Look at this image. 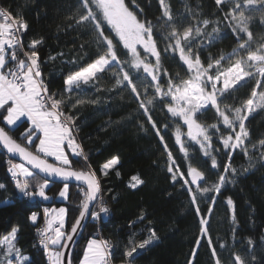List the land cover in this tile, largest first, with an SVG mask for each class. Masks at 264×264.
<instances>
[{"label": "trees", "instance_id": "1", "mask_svg": "<svg viewBox=\"0 0 264 264\" xmlns=\"http://www.w3.org/2000/svg\"><path fill=\"white\" fill-rule=\"evenodd\" d=\"M167 2L174 18L172 22H167V18L162 17L158 0H125L130 9L136 11L138 19L151 21L154 25V38L161 51V71L167 72L160 80L165 90L169 79L178 83L181 78L187 79L191 75L186 65L180 61L178 52L164 51L170 43L164 37L173 28L182 33L189 25H196L197 21L204 19L211 22L207 27L203 24L198 25L205 32L211 33L213 27L220 28L216 39L204 40L198 49L205 66L209 62V57L224 56L225 59L221 61L224 68L230 66L229 57L231 63L241 57L246 59V51L233 52V49L237 48L236 37L227 26L228 22L224 20V13L230 10L231 4L217 6L215 0H167ZM134 5H139L143 11L136 10ZM0 7L28 24L27 31L19 34L23 51L16 46L9 49L8 53L15 51L18 58L23 59L24 52L30 50L31 42L42 40L36 49L42 79L51 93L63 94L68 105L65 112L76 118L75 123L78 125L76 140L88 157L90 169L96 170L100 180L102 191L99 193V204L109 210L95 219L90 216L73 251L72 264H79L85 245L90 239L96 238L97 234L102 241H107L111 246L112 264H127L123 252L133 243H139L146 238L149 227L156 230L159 239L144 250L138 249L134 254L133 264H214L207 238H201L199 218L195 213V206L191 203V196L186 188L182 187L183 180L178 179L174 183L171 179L172 173L167 170L170 162L164 144L140 109L130 87L116 84L118 77L114 73H120V66L98 74V79L87 85L82 84L81 88L73 93L67 92L64 83L66 75L95 59L97 54H103L91 26L78 28L73 21V17H78L81 11L79 0H0ZM245 15L250 17L249 27L253 33L249 50L256 51L264 43V25L260 23L264 17V9L246 10ZM216 21L220 23L216 24ZM2 22L3 19L0 18V23ZM199 39L198 37L194 40L193 44L195 45ZM117 47L121 61L130 59V55L126 54L127 50L119 45ZM138 50L142 58L147 56L142 49ZM147 59L148 62L155 63L154 57L147 56ZM13 64V61H8L7 67ZM121 66L129 71L137 84L141 100L154 96L155 89L151 78L143 73L142 68L137 70L128 65ZM119 78H122V73ZM255 87L256 80L246 78V82L238 85L236 90L218 97L221 109L240 107L243 101L251 97V91ZM256 90L259 93L264 91V88ZM77 100H84V103L76 104L73 108L72 104ZM167 102L155 97L154 103L147 105L152 119L161 128L164 143L180 165L181 171L186 174L187 166L191 163L205 173V180L200 182V186L211 187L213 183L218 182V175L224 174L223 166L229 162L230 150H224L214 130L209 129L210 133H213V155L220 165L218 169L211 168L210 158L204 157L199 146L188 140L185 135H182V140L185 141L187 155L181 153L180 146L175 143V129L180 127L183 132L184 125L180 118H174L167 113L165 107ZM228 114L231 118L232 113ZM196 119L204 125L217 124L225 135L230 132L224 128L212 107L197 113ZM245 124L250 132V138L245 141L248 155L239 149L232 150L230 163L237 171L235 174L231 172L226 174L234 183L223 186L221 193L216 196L214 205H211V198L216 195L215 193H196L202 212H206L210 205L213 207L209 215V234L222 264H231L234 253H239L247 261H251L254 256L255 264H264V242L261 241V237H264V158H261L264 147L259 143L264 139V107H259L249 114ZM25 127H28L27 122L9 134L18 138ZM252 145H255V148ZM30 150L34 151L31 147ZM113 156L119 158V164L107 176H103L99 168ZM9 160L0 149V182L7 186L6 191H0V238L12 227H18L16 246L29 258L25 264H49L44 251L37 246L35 224L38 226L43 219V207L64 206L67 209L65 231L68 232L81 210L84 199L82 188L69 185L66 202L56 200L61 185L50 183L46 188L47 200L38 197L21 198L14 189V181L7 171L10 167ZM70 160L73 162L74 170H89L83 166L82 157ZM134 175L144 181L136 188L131 187L133 183L131 177ZM38 179L41 182L43 180L39 176ZM29 182L34 184L36 181L29 178ZM191 187L196 192L197 186ZM229 196L235 202V218L238 224L235 241L232 231L234 227L232 209L226 203ZM96 207L95 203L92 212H96ZM31 213L37 214L35 223L29 217ZM142 215L145 216L143 221L139 220ZM198 238H201L199 247L196 245ZM248 238L253 240V246L247 244ZM220 243H225L227 248L222 250L219 247ZM2 251L0 248V253ZM0 260H3L2 255Z\"/></svg>", "mask_w": 264, "mask_h": 264}, {"label": "snow or ice", "instance_id": "2", "mask_svg": "<svg viewBox=\"0 0 264 264\" xmlns=\"http://www.w3.org/2000/svg\"><path fill=\"white\" fill-rule=\"evenodd\" d=\"M161 7L162 17L167 18V22L173 21L170 4L167 0H158ZM215 4H231L232 7L224 13V20L228 22L227 26L231 28L237 41V48L233 49L234 53L238 50L246 51L247 57H241L234 63H231L229 57V67L221 66L220 58L209 57V62L205 66L200 58L199 47L204 40H214L217 38L220 28L213 27L211 33L205 32L199 24L207 27L209 20L197 21L196 25H189L182 33L175 28L168 33L167 44L164 51L178 52L180 61L187 67L188 73L191 75L187 79L181 78L178 83L169 79L167 89L165 90L160 80L162 75H167L166 70L162 73L161 51L158 49L157 41L154 38V25L151 21H141L138 19L136 11L131 10L125 3V0H79V9L81 10L78 17H73L76 26H91L93 32L96 33L97 43L103 49V54H97L84 66H80L77 70L71 71L66 75L64 81L67 86V92L73 93L81 88V85H87L91 81L98 79V74L111 70L116 66H120V73L117 75L116 84L130 87L134 98L138 101L140 109L155 129L156 135L160 138L167 152L168 161L170 162L168 172L172 173L171 179L175 183L178 179L183 180L182 187L186 188L191 196V203L195 206L199 231L201 238H207V245L211 249V256L214 264H222L213 240L209 234L210 220L209 215L213 211L211 205L215 204L216 196H218L222 188L227 183H234L226 174L236 173V169L232 167L230 161L232 152H228V163L223 166V173L218 175V182L212 184L211 187H201L200 182L205 180V173L191 163L187 166L185 174L180 169L173 158L172 152L164 143V136L161 134V128L157 126L152 119L150 110L147 105L154 103L155 97L160 100L168 101L165 105L167 113L172 117H178L182 120L183 125L187 126L186 136L188 140L195 142L203 153L204 157L210 158V166L212 169L220 167L218 160L213 155V133L209 129L214 130L220 144L224 150H241L248 155V147L245 141L250 138V132L246 127L245 121L248 114L255 110V107H264V91L257 92V88H264V43L256 51L249 50L250 42L253 40V33L250 30V17L245 15L246 10L264 9V0H215ZM135 9L142 12L139 5H134ZM222 10V9H221ZM0 18L4 22L0 23V145L6 150L7 154L18 156L25 163H13L9 160L10 167L7 171L10 173L14 181V189L20 194L21 198L31 199L40 197L48 199L46 188L49 185L48 178H60L65 181L59 196L67 198L69 193V184L67 181L74 179L83 182L86 189H81L84 199L81 204L79 215L75 218L71 225L70 232L64 231L65 217L67 209L60 207L53 210L54 215L48 218L49 210L45 209L46 223L45 227L38 229L41 239L40 244L43 246L48 256L50 264H63L64 253L60 248H67L69 241L82 229L87 221L89 204L97 200L98 194L101 193L100 180L97 177L96 170H91L88 163V157L81 149V145L76 140V132L78 125L75 123V117L65 112L68 105L65 103L63 94L51 93L42 79V70L37 46L42 40H33L29 45V51L24 52L27 58L19 59L17 53H11L13 66L7 67L6 47L14 48L21 43L20 33L27 31L28 24L26 21L12 16L4 9H0ZM159 22V18H158ZM219 24L220 21H216ZM260 23L264 25V17ZM107 30V31H106ZM200 38L194 45L193 41ZM246 37V38H245ZM121 46L127 50L126 54L130 55V59L121 61L118 56V47ZM83 47V46H82ZM143 53L147 56L155 58V63L148 62L147 56H141ZM251 62V63H249ZM121 65H128L132 69H141L143 73L151 78L155 92L152 98L146 100L140 99V92L137 84L133 81L129 71L125 70ZM214 74H211L213 73ZM260 77L261 79H257ZM246 78L255 79L256 87L251 91V97L242 102L240 107L234 109H221L218 103V96H224L230 91L236 90L237 86L242 82H246ZM143 79V77H138ZM222 84L221 87H217ZM210 85L211 90H208ZM170 98V99H169ZM254 98H258V103L254 106ZM84 100H77L76 104H83ZM95 103V101H93ZM211 106L215 109L218 117L221 119L224 128L230 132L225 135L221 132L219 126L215 123L212 125H204L196 119V114ZM232 113V117L228 113ZM244 113V114H242ZM27 122L28 127L19 134L18 138L10 135V131L21 127ZM238 126V130H237ZM7 129V130H6ZM167 129V125H165ZM181 128L175 129V143L180 146V152L187 155L185 141L182 140ZM20 141L26 142L22 143ZM38 141V143H37ZM260 146L264 147V139L259 141ZM33 150H30V147ZM255 148V145H252ZM66 149H70L71 153L77 157H82L84 167L89 168L88 171L73 170V162L69 159ZM219 151V149H215ZM47 158H53L55 163H50ZM264 158V152L261 153ZM119 164V158L113 156L104 162L99 168V172L103 176H107L109 172ZM25 165H29L27 167ZM38 173L44 174L42 182L38 179ZM119 175V173H117ZM190 177L191 179H187ZM29 178L36 181L34 184L29 182ZM133 183L131 187L136 188L144 183L139 176H132ZM191 185H196V192L193 191ZM7 186L0 182V191H6ZM215 193L211 198V205L206 212H202L197 202V194ZM7 203V200H5ZM226 203L232 209V223L234 225L233 240L235 241L236 228L238 227L235 218V202L229 196ZM101 212L107 213V207H102ZM91 216L98 218V213L92 212ZM30 219L33 223L37 221V214L32 213ZM145 216L139 217L143 221ZM135 223V222H133ZM148 235L139 243H133L123 252V256L127 259V264H133L134 254L138 249L144 250L146 247L158 241L157 232L154 228L147 229ZM18 227H12L11 230L0 238V248L3 249L0 255L3 260L0 264H25L29 258L24 256L22 251L16 246ZM201 238L196 241L197 247L201 244ZM264 242V237H261ZM253 240L247 239V244L253 246ZM219 247L223 250L227 248L225 243H220ZM109 255V244L107 241H99L90 239L87 242L86 249L83 254L81 264H108L107 257ZM196 250H193V256ZM231 264H255V257L251 261L245 260L239 253H234Z\"/></svg>", "mask_w": 264, "mask_h": 264}, {"label": "water", "instance_id": "3", "mask_svg": "<svg viewBox=\"0 0 264 264\" xmlns=\"http://www.w3.org/2000/svg\"><path fill=\"white\" fill-rule=\"evenodd\" d=\"M0 149L6 155V157L9 158L11 161H14L16 163H25L18 156H12L11 154H7L6 153V150H4L2 148V145H0ZM25 166L30 167L29 165H25ZM38 176L41 179L44 178V174H42V173H38ZM48 179H49V183L50 184L63 185L65 183V181H62L60 178H48ZM67 183L69 185H72V186H77V187H80L82 189H86V185L83 182H78V181H75L74 179H71V180L67 181ZM98 196H99V194H98ZM38 198H40V197H38ZM97 199H98V197H97ZM40 200L42 201V199H40ZM96 201L97 200L92 201L89 204V210H88V214H87V221L86 222H83L85 224V226H86V224L88 223V221L90 219L91 212H92V208L94 207ZM85 226L82 229H79L78 230L77 234H75L73 236L72 241L67 242L68 243V247L67 248H60V251H62L64 253V256H63V264H72V254H73V251L75 249L76 244L79 242V240H80V238H81V236H82V234L84 232ZM70 230H71V228H70ZM70 230L68 232H70Z\"/></svg>", "mask_w": 264, "mask_h": 264}, {"label": "rangeland", "instance_id": "4", "mask_svg": "<svg viewBox=\"0 0 264 264\" xmlns=\"http://www.w3.org/2000/svg\"><path fill=\"white\" fill-rule=\"evenodd\" d=\"M4 22V21H3ZM6 47V55H7V62L8 61H12L11 60V53H8L9 52V49L10 48H7V46H5ZM22 59V58H21ZM25 60H27V58L25 57ZM13 66V65H12ZM222 86V84H219L217 87H221ZM66 90H67V86H66ZM208 90L210 91L211 90V87H210V85H208ZM219 97V96H218ZM258 103V98H254V106L256 105ZM209 107H211V106H209ZM259 107H255V110L256 109H258ZM207 109V108H206ZM205 110V109H204ZM254 110V111H255ZM203 111V110H202ZM254 111H252L250 114H252ZM242 114H244V113H242ZM249 115V114H248ZM182 121V120H181ZM182 124H183V122H182ZM184 128V130H183V132L182 133H184L185 134V136H186V131H187V126L186 125H184L183 126ZM237 130H238V126H237ZM187 137V136H186ZM188 139V138H187ZM37 143H38V141H37ZM231 152H232V150H230ZM66 152H67V154L69 155V159H71V158H78L77 156H75V155H73L72 153H71V150L70 149H66ZM48 160H49V162H51V163H55V161H54V159L53 158H47ZM74 170V169H73ZM62 188H63V185H61V189L59 190V192L62 190ZM35 198V197H34ZM34 198H31V199H34ZM56 200L57 201H60V202H66V200H67V198H62V197H60L59 196V193H58V196H57V198H56ZM99 202H100V199H99V196H98V199H97V201H96V205H97V207H96V213H98V216L100 217L103 213L101 212V211H99L102 207L100 206V204H99ZM60 207H64V206H59V207H56V206H48V207H43V217L45 218V220H46V217H45V209H48L49 210V214H48V218H51V216L52 215H54V211L53 210H56V209H59ZM65 226H66V217H65ZM64 231H65V228H64ZM92 239H96V240H99V241H102L98 236H96V238H92ZM53 250H60V249H53ZM83 260V259H82ZM81 260V261H82ZM81 261L79 262V264H81ZM50 264V263H49Z\"/></svg>", "mask_w": 264, "mask_h": 264}, {"label": "built area", "instance_id": "5", "mask_svg": "<svg viewBox=\"0 0 264 264\" xmlns=\"http://www.w3.org/2000/svg\"><path fill=\"white\" fill-rule=\"evenodd\" d=\"M0 9H2L1 7H0ZM19 46V48H20V50L21 51H23L22 50V47H21V43H20V45H18ZM17 46V47H18ZM10 49H12V48H10ZM24 55V54H23ZM23 59H25V56H23ZM100 211V210H99ZM103 214H104V212H102ZM32 214V213H31ZM31 214H30V216H31ZM29 216V217H30ZM99 217V216H98ZM45 223H46V220H45V218L43 217V219H42V221L40 222V224L38 225V226H36L37 225V223L35 224V227H34V234H35V240H36V242H37V246L39 247V248H41L43 251H44V248H43V246L40 244V239H41V235H40V233H39V231H38V229H42V228H44L45 227ZM96 236H98L99 238H100V236L97 234ZM111 253H112V249H111V246L109 245V255H108V257H107V260H108V264H112V262H111V259H110V255H111ZM44 254H45V259L47 260V262L48 263H50V261H49V259H48V256H47V254L45 253V251H44Z\"/></svg>", "mask_w": 264, "mask_h": 264}, {"label": "crops", "instance_id": "6", "mask_svg": "<svg viewBox=\"0 0 264 264\" xmlns=\"http://www.w3.org/2000/svg\"><path fill=\"white\" fill-rule=\"evenodd\" d=\"M86 246H87V244L85 245V249H86ZM85 249H84V251H85ZM83 254H84V252H83ZM83 259V256H82V258H81V260Z\"/></svg>", "mask_w": 264, "mask_h": 264}]
</instances>
